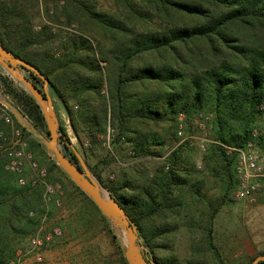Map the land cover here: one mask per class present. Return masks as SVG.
<instances>
[{
    "label": "trees",
    "instance_id": "trees-1",
    "mask_svg": "<svg viewBox=\"0 0 264 264\" xmlns=\"http://www.w3.org/2000/svg\"><path fill=\"white\" fill-rule=\"evenodd\" d=\"M69 1L82 33L53 28L58 22L70 24L67 7H55L52 15L47 7L51 24L35 29L24 4L11 0L0 7V42L47 78L74 132L81 127L93 141L109 122L135 156L160 155L155 147L177 136L180 113L189 118L209 112L213 142L204 165L214 177L227 174L220 201L235 191L237 151L227 152L228 147L253 142L264 152V0H109L110 6L99 0ZM27 72L42 88V79ZM1 82L24 115L46 127L34 98L6 76ZM59 124L64 153L78 164L65 141H70L66 127ZM179 153L178 147L172 149L166 164L142 181L105 182L96 173L135 221L157 264H166L154 253L153 240L162 230L150 226L176 213L174 190L189 184L177 165ZM6 163L0 158V264L15 256L13 235L34 229L37 218L28 214L41 203L40 186L19 185ZM208 241L214 248L210 228Z\"/></svg>",
    "mask_w": 264,
    "mask_h": 264
},
{
    "label": "rangeland",
    "instance_id": "rangeland-1",
    "mask_svg": "<svg viewBox=\"0 0 264 264\" xmlns=\"http://www.w3.org/2000/svg\"><path fill=\"white\" fill-rule=\"evenodd\" d=\"M9 1L11 0H0V7ZM15 1L18 5L24 4L25 11L35 29L44 23L51 24L47 18V7L50 15L53 14L55 7L60 9L67 7V13L71 15L70 24L58 22L57 25H53V28L60 26L63 34L64 32L71 35L82 33L69 0ZM99 2L102 6H110L109 0H99ZM25 74L28 75V72L26 71ZM2 76L12 79L16 87L24 88L0 65V94L16 105L14 99L3 90ZM49 92L58 119L65 125L71 144L82 155L90 172L97 180L99 179L96 173H100L105 182L117 183L125 177H134L142 181L151 177L157 169L166 164L167 156L172 149L176 147L180 149L177 165L187 176L189 184L174 190V197L179 204L176 213L164 219H158L150 226H156L162 230L153 240L154 253L161 258L162 262L166 264H248L256 256L264 254V175L258 178L261 188L253 200L237 199L232 188L224 200L220 201L226 192L227 174L224 175V179L214 177L205 168L203 160L207 147L213 142L211 113L201 111L189 118L180 113L176 119L177 136L171 134L162 145L155 147L160 155L135 156L134 150L125 143L124 137L118 136L116 128L109 122L106 130L98 133L93 141L81 127L74 132L67 112L51 87ZM2 106H0L2 120L0 144L3 143V136L10 134V125L5 121L4 116L11 111ZM205 116L208 118L206 119ZM13 120L22 129L23 126L15 117ZM199 122L203 123V127L199 125ZM262 122L263 120L259 122L258 129L263 128ZM180 125L182 134H179ZM35 127L46 137L48 136L47 126ZM108 130H110L109 135ZM26 131L28 134L23 130L33 159L39 166L47 169V181L59 187L51 199L46 201L43 198L44 187L39 185L41 203L31 209L35 212L37 224L28 235H13L16 250L24 249L29 237L39 229L47 231L57 225L61 227L63 235L54 245L44 250V260L41 263L33 262L27 255L25 264H129L111 221L98 207L96 209L85 192L87 197L75 187L76 184L72 183L73 180L60 166V168L54 166L55 159L40 139ZM60 146L63 151H66L62 143ZM256 149L259 150L257 147ZM231 150L234 149L228 148L227 152ZM259 152L264 158V152L260 150ZM0 158L7 161L3 153H0ZM261 171L264 174V164ZM30 173L31 170L26 168L25 175L28 176ZM195 189H198L199 194L195 193ZM56 198L60 199L59 206L55 204ZM210 200L213 201L210 202ZM43 215L46 216L41 223L40 217ZM103 216L106 221L103 220ZM209 228L214 248H211L208 243ZM141 239L144 240L142 237ZM145 246L147 255L152 257L153 253L149 246Z\"/></svg>",
    "mask_w": 264,
    "mask_h": 264
},
{
    "label": "water",
    "instance_id": "water-1",
    "mask_svg": "<svg viewBox=\"0 0 264 264\" xmlns=\"http://www.w3.org/2000/svg\"><path fill=\"white\" fill-rule=\"evenodd\" d=\"M0 65L34 98L38 104L46 126L48 136L41 133L24 113L10 100L0 94V103L8 108L15 119L29 132L37 136L55 159L56 163L66 172L73 182L85 192L101 210V212L111 221L117 231V235L123 248L124 255L129 264H157L151 256L147 255V247L142 243L138 234L137 224L127 214L125 209L114 198L104 185L94 178L90 172L84 158L77 151L70 141L65 140L76 155L78 164L66 155L60 143L61 133L59 119L55 111L53 99L49 92L47 78L30 62L17 57L10 50L6 49L0 42ZM32 71L39 76L42 81V88L36 86L25 74ZM104 189L105 191H102ZM264 260V255L256 256L251 264H257Z\"/></svg>",
    "mask_w": 264,
    "mask_h": 264
},
{
    "label": "built area",
    "instance_id": "built-area-1",
    "mask_svg": "<svg viewBox=\"0 0 264 264\" xmlns=\"http://www.w3.org/2000/svg\"><path fill=\"white\" fill-rule=\"evenodd\" d=\"M207 119L208 116H205ZM5 121L10 125V134L3 136V143L0 144V153H3L7 158L6 169L17 175L19 185L30 184L31 186L43 185V198L48 201L55 194L59 186H55L47 181V169L39 166L37 161L33 159L32 153L28 150V141L23 130L17 126L10 114L4 116ZM203 127V123L199 122ZM182 126L180 125L179 134H182ZM110 130H108V135ZM237 151L238 155L235 162V174L237 179V187L235 197L237 199L253 200L259 192L261 186L258 181L260 176H263L262 168L264 158L256 149L252 142H248L245 148H232ZM133 154L132 151H129ZM29 168L31 173L26 176L25 169ZM60 199H55V204L60 205ZM30 216H34L33 210L29 211ZM45 216L40 217V222L43 223ZM63 231L60 226H53L50 230L42 231L39 229L36 233L29 237L28 244L24 249H17L15 256L8 264H25L29 258L35 263H41L44 260V250L54 245ZM264 261V260H262Z\"/></svg>",
    "mask_w": 264,
    "mask_h": 264
},
{
    "label": "bare ground",
    "instance_id": "bare-ground-1",
    "mask_svg": "<svg viewBox=\"0 0 264 264\" xmlns=\"http://www.w3.org/2000/svg\"><path fill=\"white\" fill-rule=\"evenodd\" d=\"M102 191H105L104 189H102Z\"/></svg>",
    "mask_w": 264,
    "mask_h": 264
}]
</instances>
